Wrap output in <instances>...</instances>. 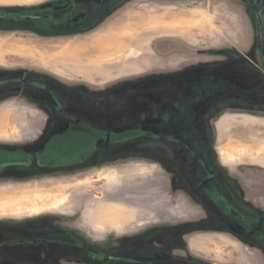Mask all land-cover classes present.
Returning a JSON list of instances; mask_svg holds the SVG:
<instances>
[{
	"label": "rangeland",
	"instance_id": "374dc122",
	"mask_svg": "<svg viewBox=\"0 0 264 264\" xmlns=\"http://www.w3.org/2000/svg\"><path fill=\"white\" fill-rule=\"evenodd\" d=\"M34 1L0 0V5ZM252 1L264 33V0ZM142 21L149 28L138 33L133 25ZM114 33L116 39L108 43L104 38ZM132 34L135 39H130ZM84 36L67 43L18 42L14 36L0 39V68L11 73L0 79L4 83L21 80L23 87L4 88L1 95L5 90L7 95H0V120L11 121L4 131L13 132L4 138L0 135V153L8 152L14 159L5 168L9 172L0 176V193L18 196L36 188L67 187L59 193L66 195L60 207L7 210L14 217L0 218L19 222L22 216L41 213L71 220L81 214L84 224L99 235L93 234L94 240L107 241L112 248L123 239L133 240L140 249L134 255L151 259V264L189 260V255L180 254L185 234L211 228L230 232L206 197L212 192L206 189V180L213 175L239 208L264 218V174L236 172L235 167L213 163V175L203 177L193 158L210 150L211 124L222 109L209 108L222 107L231 98L211 92L209 85L203 91L202 85L198 88L212 69L222 72L227 63H237L239 69L260 70L256 74L264 91V59L250 4L244 0H136L108 15L98 33ZM129 47L133 52H127ZM240 53L252 60L233 62L234 57L243 58ZM235 89L228 86L227 92ZM252 92L244 97L236 90L232 96L237 101L226 102V107L264 113ZM236 124L259 127L247 117L226 115L219 121L224 164L249 160L264 165V150H251L233 137H224ZM62 134L75 135L81 155L76 164L37 166L36 155L48 140ZM242 148L247 152L242 153ZM87 150L93 153L83 159ZM22 154L33 162L20 159ZM185 162L187 168L181 166ZM107 212L123 216L120 222L101 217ZM259 228L264 232V226ZM216 240L230 245L224 238ZM204 242L196 238L192 244L204 249ZM253 245L259 248L258 241Z\"/></svg>",
	"mask_w": 264,
	"mask_h": 264
},
{
	"label": "flooded vegetation",
	"instance_id": "af4514ba",
	"mask_svg": "<svg viewBox=\"0 0 264 264\" xmlns=\"http://www.w3.org/2000/svg\"><path fill=\"white\" fill-rule=\"evenodd\" d=\"M134 1L136 0H35L32 3L25 2L22 4L3 3L4 5H0V39H12L14 36V40L18 42L39 43H67L76 39H84L86 34L98 33L102 29V25L107 22L108 15L121 12ZM169 1L178 2L179 0ZM244 1L250 4L252 10L253 6L257 9L255 1ZM93 28L96 30L92 32ZM260 51L264 59V50L260 49ZM8 74L11 73L0 68V78ZM13 87H22V81L13 83L11 80H6L4 83L0 79V95L3 92L2 89L9 90ZM5 92L3 95H7V90ZM46 144V147L41 150L42 153L37 154L34 158L39 167H60L57 164L60 162L64 163L61 166L75 165L81 156L78 149L75 148V135H57L48 140ZM50 146L51 149L49 150L48 147ZM92 153L91 150L83 152V159L90 157ZM197 155L199 157L196 158L199 159L192 156L200 167L202 176L204 177L206 173L213 175L215 170L213 171V168L205 162L202 154L197 153ZM12 157V154L5 151L0 153V176L9 172L5 168L13 162ZM19 158H23V161L33 162V158L29 160L23 154ZM187 165L188 163L185 162L182 167L187 168ZM215 178L216 176L213 175L206 180L208 182L206 189L212 190L211 195L206 197L212 202L219 214L224 217V225L228 227L231 233L242 236L248 241H258L259 245L264 247V241L261 240L264 238V232L259 228V225L264 226L263 216L239 208L223 191V182L216 181ZM52 221L56 228L41 230L39 231L40 234L29 239H9L5 244H0V250L3 245H35L44 250L51 248L56 251L55 257H58L53 260V264H151V259L140 260L137 255H134L135 253L138 254L140 249L133 243V240L123 239L117 242L115 248H112L109 243H106L107 241L99 243L77 230L65 228V220L54 218ZM5 225L9 226L10 223H5ZM257 226L259 230H257ZM254 236L255 238H253ZM130 241L132 242L130 243ZM179 264L192 263L180 260Z\"/></svg>",
	"mask_w": 264,
	"mask_h": 264
},
{
	"label": "crops",
	"instance_id": "0c3cea01",
	"mask_svg": "<svg viewBox=\"0 0 264 264\" xmlns=\"http://www.w3.org/2000/svg\"><path fill=\"white\" fill-rule=\"evenodd\" d=\"M115 34L116 33H114V35H112L111 37H106L104 39H106L108 43H112L113 40L116 39ZM240 54L243 58L238 57V59H236V57H234L233 62H246V60L250 62L252 60L249 58L250 55H248L247 57L244 53ZM224 69V71L222 72H218L216 69L213 71L212 69V72L208 74L209 77L205 81H203V83H199V85L196 84L199 87L202 85L201 88L204 85H209V87L211 88V92H221L225 94V98L227 96H231V98H227V100H225V102L223 103L224 107L222 106L218 108H209L210 111L213 109H222V111L216 116V119L212 121V135L209 140L211 142L210 150L206 152L203 149V152L205 151L203 154L204 160L213 168V171L215 166L213 165V163H218L219 166L229 168L235 167L236 172H239L240 170H246L249 172L264 174V165L256 164L249 160L233 166L224 164L219 148L221 147L220 145H224L225 143L220 144L221 137L218 129L219 121L226 115L233 117H247L256 121L259 127L243 128L236 124L235 126L229 128L227 130V133H224L225 138L229 136L233 137L234 140L238 139L237 141H240L241 145L248 146L251 148V150L256 149L261 138L264 136V113L259 114L247 111H238L236 109L230 110L226 107L227 104L225 103L229 102L228 104L230 105L237 101L236 99H234L235 97L233 98L232 96L235 94L236 90L242 92V95L244 97L246 94H249L251 96L252 90H255V95L260 99L256 100V103H259V107H264V91L262 89V85L260 84L258 78L259 76L256 74L261 73L262 71H253L250 68L239 69V65L237 63H227ZM225 71L227 72V74H224L225 76H223V74L221 73ZM197 79L198 78H196V80ZM228 86H232L234 89L236 88L235 91L233 93L227 92ZM201 90L203 91V88ZM203 101L204 100H202L201 103ZM0 216L13 215L0 214ZM24 217L29 218L25 219ZM20 218L23 219L17 220L19 222H12V219L0 218V244H5L7 240L13 238L29 239L32 236L40 234L39 231L41 230L56 228L52 220L54 218L57 219V216L53 214L32 213ZM5 223H10V225L7 226L5 225ZM64 227L67 229L77 230L91 239H93L94 235L99 236L93 233L90 228H88L84 224L81 214H78V218L65 220ZM208 237L211 238L209 239ZM218 237L224 238L230 243V245H223L219 243L220 241L216 240V238ZM196 238H201L206 241L204 242V249H197L193 247L192 243ZM182 246L183 247L180 248V250H182L180 251V254L184 252L186 256L189 255L190 259H187L186 262L192 264H264L263 246L259 245L258 248V246L253 245V240H245L242 236L230 233L226 230H217L211 228V230L208 231L195 232L189 235L185 234V236L183 237ZM217 247H220L219 254H217ZM55 253L56 251L52 250L51 248H49V250H44L40 246L35 245H3L2 249L0 250V262L1 264H53V260H56L58 258L55 257Z\"/></svg>",
	"mask_w": 264,
	"mask_h": 264
},
{
	"label": "bare ground",
	"instance_id": "6f19581e",
	"mask_svg": "<svg viewBox=\"0 0 264 264\" xmlns=\"http://www.w3.org/2000/svg\"><path fill=\"white\" fill-rule=\"evenodd\" d=\"M142 23H144V22L142 21V22L135 24V26L133 25V27L135 29H137L138 33L140 30H143V29L148 30V28H149V26L144 25L145 23L144 24H142ZM137 31L133 34H136ZM133 34L131 35L130 39H132V38L135 39L136 35H133ZM124 40L127 41V39H122L120 41H124ZM99 45H103V44H99ZM104 50L102 49L103 52H105ZM121 51H123V53H124V48ZM130 51H132L131 47H129V50L127 52H130ZM103 52L101 54H103ZM127 52H125V53H127ZM79 65H81V64H79ZM3 119H5V118H3ZM3 119L0 120V135L5 136V135L12 134L13 132L9 129L4 131V127L9 126L10 125L9 123H11V121H6L5 123H2ZM15 128H16V125H15ZM261 140H264V136H263V138H261ZM261 140L259 142V145H257V147H256V149H258V151L264 150V145H262L263 141H261ZM239 143H240V141H239ZM249 150H250V148H249ZM225 151L228 152L229 150L226 149ZM241 152L246 153L247 149L242 148ZM66 189H67V187L63 188V187H53V186L49 187L46 190H43V189L38 190L36 188L35 190L32 189L33 191H29V192L27 191V192H24L18 196H11L10 194H8L10 196H6L5 194L1 195V193H0V196H2V197H0V213L6 214L7 210L13 211V210L26 209V208H30V209L32 208L35 211H37V210H39V208H42L45 206L60 207L65 203L66 195L63 197L59 193L60 192L65 193L64 190H66ZM13 194H15V193H13ZM119 213L107 212L104 215H101V217L106 216L108 218L114 219L116 222H120L119 221L120 217H122L123 215H121L122 213L121 214H119Z\"/></svg>",
	"mask_w": 264,
	"mask_h": 264
},
{
	"label": "water",
	"instance_id": "95a60500",
	"mask_svg": "<svg viewBox=\"0 0 264 264\" xmlns=\"http://www.w3.org/2000/svg\"><path fill=\"white\" fill-rule=\"evenodd\" d=\"M253 11H254L255 20H256L259 47L261 50H264V33H263L262 22L260 20L259 13L255 6H253Z\"/></svg>",
	"mask_w": 264,
	"mask_h": 264
}]
</instances>
